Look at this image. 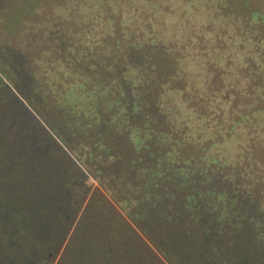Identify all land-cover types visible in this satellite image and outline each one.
I'll return each instance as SVG.
<instances>
[{
    "label": "trees",
    "instance_id": "obj_1",
    "mask_svg": "<svg viewBox=\"0 0 264 264\" xmlns=\"http://www.w3.org/2000/svg\"><path fill=\"white\" fill-rule=\"evenodd\" d=\"M118 1V13L105 7L108 17H100L109 29L99 41V65L88 45L75 52L54 46L49 81L45 66L40 73L32 69L26 53L21 57L0 38L7 48L2 55L6 71L0 69L7 80L0 78V264H264V146L239 149L238 163H230L231 178L212 171L203 154L201 161L183 155L203 145L183 137L169 110L179 91L181 56L162 38L149 37V30L136 32L135 38L132 31L127 34L123 21L118 24L114 17L123 12ZM34 3L19 0L17 10L37 7ZM170 7L163 9L165 15ZM18 15L9 17L8 27ZM76 82L93 93L97 107L110 112L121 130L132 136L145 123L158 134L146 141L149 154L129 164L128 185L100 173L97 160L84 167L69 154L65 128L55 130L60 144L46 129H51L46 116L42 125L31 113L44 103L68 129L61 112L69 105L61 102ZM180 101V110L189 108L185 95ZM263 108L227 113L238 119L234 124L228 118L227 128L212 142L225 144L241 123L251 128L246 141L257 140L254 124ZM217 109L219 123L225 113ZM140 142L145 143L140 137L137 151L144 147ZM255 153L262 159L256 160ZM80 164L102 191H90ZM258 180L263 186L255 194L252 185Z\"/></svg>",
    "mask_w": 264,
    "mask_h": 264
},
{
    "label": "rangeland",
    "instance_id": "obj_2",
    "mask_svg": "<svg viewBox=\"0 0 264 264\" xmlns=\"http://www.w3.org/2000/svg\"><path fill=\"white\" fill-rule=\"evenodd\" d=\"M118 2L101 0L99 7V0H35L34 4H37V7L30 5L28 8H20L19 12L17 10L19 0H0V38L8 48L14 47L19 50L21 57L26 53L30 57L32 69L40 73L42 66H45L44 72L47 76L45 79L49 81L53 78V70L47 68L51 65L49 56L54 46L75 52V48L88 45L99 65L98 47L102 44L99 41H102L101 34L108 32L109 29L107 23L101 22V19L105 20L108 17L104 15L107 13L105 7L118 13ZM121 2L123 12L114 13V17L119 19L118 24L120 20L123 21V30L127 34L132 31L135 38L138 36L136 32L149 30V37L151 35L154 38H162L167 46L181 56V75L175 84L179 91L174 94V99L171 100L173 105L169 110H172L171 115L175 117V122L180 127L179 132L184 134L183 137L197 147L203 145L197 152H183V155H196L197 160L201 161L203 154V159L209 163L212 171L230 173L228 177L231 178L230 163H238L241 155L239 149L241 151L247 149L248 145L252 149L257 145L261 149L264 146V108L257 113L258 119L254 124L256 126L254 136L257 140L253 138L250 142L246 141L251 128L241 123L236 126L233 138L225 144L212 142L215 140L214 137H218L224 131V127L227 128L228 118L232 120L227 113L234 111L235 114L244 115L264 106V0ZM167 7H170L169 15L163 12ZM17 11L19 19H12L8 27L6 22L10 16L12 18L16 15ZM152 15H155L153 19ZM57 37L60 38L61 44L55 40ZM68 38L70 41L65 42ZM1 46L0 69H3V56L7 48ZM27 58L24 62L28 63ZM41 60L46 64L41 63ZM97 70L99 71V68ZM71 72L69 67L68 74ZM75 74L78 81L80 73ZM176 75L177 73L173 75L174 77L171 76L172 80L176 79ZM96 76L99 78V75ZM0 78L7 81L1 74ZM65 95L66 99L64 98L61 104L69 106L68 109L62 110L61 116L68 120V129L60 123L61 120L54 112L46 109L44 103L36 105L35 108L39 112L31 110V113L40 123L42 115L46 116L44 122L47 125L51 124V129H46L56 140L59 138L57 128L60 126L65 128L67 143L70 146L69 154L76 156L73 158L84 163V167L89 168L90 164L93 167L95 164L93 159L97 160L99 167L96 169H99L100 173L103 175L106 173L123 185H128L124 177L130 174L127 169L129 164L133 165L141 155L149 154L150 146L146 141L153 137L156 139L158 134L145 123L136 126V130H139L132 133V136L126 130V132L121 130L122 127L116 118L111 117L110 112L101 110L100 106L97 107L99 104L93 93L79 87L77 82ZM182 95H185L189 102L186 111L180 110L178 106L181 104ZM186 106L187 104L185 108ZM217 108L223 109L225 113L222 121L218 120L223 124L216 122V117L219 118ZM114 116L117 117L115 114ZM185 117L190 121L186 122ZM237 119L238 115L232 122L235 124ZM140 137L145 143L140 142L144 147L137 151L136 146ZM79 141L87 145L79 144ZM77 145L78 149L72 153ZM254 157L256 160L262 159L258 153H255ZM84 167L81 165L83 169L81 172L86 175L85 184L90 187V191L95 188L102 191L94 175ZM92 172H96L95 168ZM258 181L259 185H252L254 193L256 188L262 189L263 183ZM156 201L160 202L157 199Z\"/></svg>",
    "mask_w": 264,
    "mask_h": 264
}]
</instances>
